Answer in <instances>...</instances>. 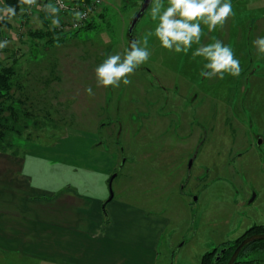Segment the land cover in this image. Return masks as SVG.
<instances>
[{"label":"rangeland","instance_id":"374dc122","mask_svg":"<svg viewBox=\"0 0 264 264\" xmlns=\"http://www.w3.org/2000/svg\"><path fill=\"white\" fill-rule=\"evenodd\" d=\"M104 1L92 27L76 35L57 33L60 16L42 1L33 15L0 12V43L7 41L0 67H15L10 103L22 130L0 153L20 157L16 170L31 165L42 178L62 175L67 194L83 187L96 198L103 191L105 205L112 190L100 210L103 225L112 209H125L116 221L125 240L157 234L154 264H200L264 225V52L253 44L264 37V0H231L234 15L223 28L201 24L200 43L186 53L149 35L159 23L152 2L134 31L140 47L147 37L150 57L118 88L97 86L95 68L131 51L128 29L144 0ZM162 3L161 12L168 0ZM216 40L233 49L239 76L201 75L211 69L193 53ZM10 248L0 236V264L34 263Z\"/></svg>","mask_w":264,"mask_h":264},{"label":"crops","instance_id":"0c3cea01","mask_svg":"<svg viewBox=\"0 0 264 264\" xmlns=\"http://www.w3.org/2000/svg\"><path fill=\"white\" fill-rule=\"evenodd\" d=\"M16 160L21 159L0 153V236L2 242L12 244L7 251L13 255L22 253L20 259L33 264H52L57 260L63 264L155 263L156 255L152 253L157 234L156 239L141 235L127 241L125 227L117 229V216L125 209H112L111 223L103 225L100 210L103 212L113 200L109 198L104 205L103 191L96 198L86 195L83 187L64 193L62 175L48 173L50 178H42L31 165L16 170ZM41 197H45L39 201L43 204L36 201ZM161 229L162 226L158 235ZM101 230L102 236L96 237Z\"/></svg>","mask_w":264,"mask_h":264},{"label":"clouds","instance_id":"9594fccd","mask_svg":"<svg viewBox=\"0 0 264 264\" xmlns=\"http://www.w3.org/2000/svg\"><path fill=\"white\" fill-rule=\"evenodd\" d=\"M152 2V18L154 20L158 18L159 23L154 33L149 35L154 34L162 48L174 50L176 53H186L193 43H200L204 34L201 24L206 25L211 32L217 26L223 28L228 19L234 15L231 0H168V7L162 12L161 9L164 7L162 0H152ZM20 3L21 5L32 4L34 0H20ZM23 11L22 7L21 12ZM0 12H4L8 18L16 14L12 7L0 9ZM79 15L77 13V16ZM3 18L4 16H0V19ZM6 43L7 41L0 43V48H3ZM147 43V37L144 39V47H140V42L134 40L131 43V51L125 50L122 61L121 54L109 55L95 68L97 86L118 88L121 82L129 85L131 83L129 76L134 74L135 70L146 63L150 57ZM253 44L259 45L260 51L264 52V37L254 40ZM174 45L175 48H173ZM193 56H200L208 61L204 68L211 69V72H201L205 78H212L215 74H219V78L223 79L225 73L239 76L242 71L240 61L235 58L233 49L220 40L197 48ZM85 91L88 95H94L91 87L86 88Z\"/></svg>","mask_w":264,"mask_h":264},{"label":"trees","instance_id":"16d2710c","mask_svg":"<svg viewBox=\"0 0 264 264\" xmlns=\"http://www.w3.org/2000/svg\"><path fill=\"white\" fill-rule=\"evenodd\" d=\"M126 3L128 0H121ZM7 7H12L15 12L18 13L20 9L25 8L27 4L21 5L20 0H5ZM93 23L88 25L83 30H89ZM80 32V31H79ZM75 33L74 35L78 34ZM64 36H59L63 38ZM15 67H0V152H7L11 150L12 144L9 141L11 135L20 136L22 134L21 127L17 125L16 119H18V113L14 109L12 103V89L14 87ZM7 102H9L7 104ZM8 113V116H4ZM264 235V225L253 226L246 233L245 236L223 245L225 252L221 254L219 260H217V254L220 249H215L211 252L206 253L201 258L200 264H227L230 260L232 253L239 246V244L247 236L251 235ZM264 263V241L254 242L246 246L240 253L235 264H260Z\"/></svg>","mask_w":264,"mask_h":264},{"label":"built area","instance_id":"2783aa9c","mask_svg":"<svg viewBox=\"0 0 264 264\" xmlns=\"http://www.w3.org/2000/svg\"><path fill=\"white\" fill-rule=\"evenodd\" d=\"M40 1L60 16L61 21L59 20L55 29L62 35L82 31L95 21L105 7L104 0H34V3L26 5L25 13H36ZM77 13L80 15L77 16Z\"/></svg>","mask_w":264,"mask_h":264},{"label":"water","instance_id":"95a60500","mask_svg":"<svg viewBox=\"0 0 264 264\" xmlns=\"http://www.w3.org/2000/svg\"><path fill=\"white\" fill-rule=\"evenodd\" d=\"M152 3V0H144L140 10L138 11V13L135 15V17L133 18V20H131L129 29H128V36L130 39V43H132L134 41V31L135 28L137 26V24L139 23V21L143 18V16L145 15L146 11L149 9L150 5ZM191 164V163H190ZM191 166V165H190ZM111 188V187H110ZM114 194L112 193L111 190V197L110 199H113ZM254 197L251 200V203L254 201ZM258 241H264V235H252V236H248L246 237L240 244L239 246L235 249L234 253L232 254L229 262L227 264H235L240 253L242 252V250L248 246L249 244H252L254 242H258ZM225 252V250H222L220 254H223Z\"/></svg>","mask_w":264,"mask_h":264},{"label":"flooded vegetation","instance_id":"af4514ba","mask_svg":"<svg viewBox=\"0 0 264 264\" xmlns=\"http://www.w3.org/2000/svg\"><path fill=\"white\" fill-rule=\"evenodd\" d=\"M247 231H248V230H247ZM247 231H246V232H247ZM246 232H245V233H246ZM245 233H244V234H245ZM244 234H243V235H244ZM251 236H252V235H251ZM247 237H248V236H247ZM245 238H246V237H245ZM222 250H225V249H223V248L220 249V251L218 252L217 257H216L217 260H219V258H220L219 256L221 255L220 253H221ZM233 253H234V252H233ZM233 253H232V254H233ZM231 256H232V255H231ZM230 258H231V257H230ZM228 262H229V261H228Z\"/></svg>","mask_w":264,"mask_h":264}]
</instances>
